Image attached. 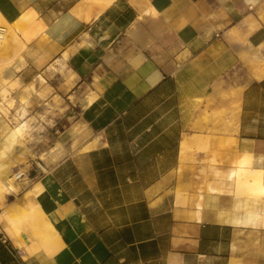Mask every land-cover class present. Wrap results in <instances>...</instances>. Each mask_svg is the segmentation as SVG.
I'll list each match as a JSON object with an SVG mask.
<instances>
[{"label": "crops", "instance_id": "obj_1", "mask_svg": "<svg viewBox=\"0 0 264 264\" xmlns=\"http://www.w3.org/2000/svg\"><path fill=\"white\" fill-rule=\"evenodd\" d=\"M103 3L0 0L32 30L0 216L32 202L56 232L51 253L21 234L28 253L0 221V264H264L263 202L236 177L264 170V0Z\"/></svg>", "mask_w": 264, "mask_h": 264}, {"label": "bare ground", "instance_id": "obj_2", "mask_svg": "<svg viewBox=\"0 0 264 264\" xmlns=\"http://www.w3.org/2000/svg\"><path fill=\"white\" fill-rule=\"evenodd\" d=\"M104 1L106 2V4H108L111 0H104ZM99 3H101V2H99ZM103 4H105V3H103ZM103 4H101V5L103 6ZM0 16H1V13H0ZM0 22H4V21H2L0 19ZM0 27L2 28V30L0 29V31L3 33L2 40H3V42H5L7 40L6 36L9 34L10 30L5 28V27H2V26H0ZM14 67H16V64L9 65V66L5 67L3 69L4 70L3 71L4 72L3 77L10 78L13 75ZM23 125H24L23 122L18 123L14 128H11L8 131V133L4 136V138L2 140V147H1L2 148V155H5L11 146H13L15 143L19 142V140L21 139V129H22ZM56 152H57L56 148L53 147L51 149V157H54ZM57 156H59V155H57ZM1 165L2 164H0V166ZM43 168L45 170H47V168H45V167H43ZM236 177H237V181L239 183H241V185L247 186L246 189H248L250 191H254V193L260 192L258 194H261V192H263V190H264V170L263 169L239 167L236 170ZM41 186H42L41 181L36 182V184L34 185V188L30 189L28 192H26L27 198L29 199L30 198L29 196H31L36 190L40 189ZM2 187H4V186H3L2 182L0 181V188H2ZM240 188H242V187H240ZM8 189L11 191H14L15 187L13 185H9ZM239 190L241 191L242 189H239ZM1 194H0V196H1ZM1 197H0V199H1ZM11 209L13 212L11 214H13V215H11V214H9V215H11L12 218L7 217L6 215L0 216L1 223L5 227H7L9 230L11 240L16 245L20 246L21 248H23L25 251H27L29 253V251H28L29 245H27V243L25 242L24 239L20 238L21 234H27L26 232H29L27 234V236L29 238H31V236L36 238V240L38 242L37 248L42 247V248H46L47 252H49V253L53 252L54 248H50V246L53 247L52 245H53L55 238H56V232H55L53 226L51 225V223L49 222V220L46 219V217L44 216L41 209L37 205L33 204L32 202L30 203V205H28L27 203H23L22 205L14 204ZM23 221L30 223V230L29 231H25V230L21 231L20 230L21 228H19V222H23ZM25 225H26V223H25ZM25 225L23 228H25ZM31 242H32V240H31ZM33 243H35V242H33ZM32 248H33V246H32Z\"/></svg>", "mask_w": 264, "mask_h": 264}, {"label": "rangeland", "instance_id": "obj_3", "mask_svg": "<svg viewBox=\"0 0 264 264\" xmlns=\"http://www.w3.org/2000/svg\"><path fill=\"white\" fill-rule=\"evenodd\" d=\"M1 13V12H0ZM0 19L4 22H0V26L5 27L10 30L9 34L6 36V41L3 42L0 41V115H4L7 118H14V123L11 122H4V133H8V131L11 128H14L19 122L18 116L15 115V112H20V108H17V95L15 94V91L17 89L21 88V83L19 79L15 78V74L10 78L3 77V69L9 65H14L15 62L18 60L17 57L21 55V51L25 47V43L23 40H26L32 33V30L25 24L22 20L17 21V23H9L6 20L2 18V14L0 16ZM16 67H14V70ZM42 80V78H40ZM2 83V84H1ZM4 84V85H3ZM3 85V86H2ZM23 102L24 100L21 99ZM24 113V112H23ZM21 113V115H23ZM24 125L21 129V138L24 137L25 132L31 129V124L28 122H23ZM0 145L2 147V142H0ZM1 149V156L2 155V148ZM8 153L5 154L7 156ZM37 163H34V165ZM2 166V165H1ZM0 166V171H1ZM38 168V167H37ZM25 170V169H24ZM38 169H34V171L29 170L30 178H26L28 182H32L33 180L37 179L42 175L44 172H38ZM2 187L3 191H7L8 188L3 185ZM242 187V188H240ZM244 187V188H243ZM238 193L239 194H246L249 193L250 196H252L256 202H263L262 207L259 206L255 211V216H257L260 219L264 220V190L261 192V194H258L260 192H255L246 190L245 186L241 185V183L238 182ZM239 189H242L241 191ZM252 192V193H251ZM259 195V196H258Z\"/></svg>", "mask_w": 264, "mask_h": 264}, {"label": "built area", "instance_id": "obj_4", "mask_svg": "<svg viewBox=\"0 0 264 264\" xmlns=\"http://www.w3.org/2000/svg\"><path fill=\"white\" fill-rule=\"evenodd\" d=\"M0 29L2 30V28L0 27ZM2 35L3 33L0 31V41L2 40ZM37 167H38V172H45V169L43 168V164L42 163H37ZM14 177L15 179H20V178H30V174L28 171L26 170H17L15 173H14Z\"/></svg>", "mask_w": 264, "mask_h": 264}]
</instances>
